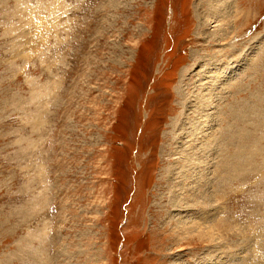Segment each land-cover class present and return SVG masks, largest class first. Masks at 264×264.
I'll return each mask as SVG.
<instances>
[{"label":"rangeland","instance_id":"374dc122","mask_svg":"<svg viewBox=\"0 0 264 264\" xmlns=\"http://www.w3.org/2000/svg\"><path fill=\"white\" fill-rule=\"evenodd\" d=\"M0 264H264V0H0Z\"/></svg>","mask_w":264,"mask_h":264},{"label":"bare ground","instance_id":"6f19581e","mask_svg":"<svg viewBox=\"0 0 264 264\" xmlns=\"http://www.w3.org/2000/svg\"><path fill=\"white\" fill-rule=\"evenodd\" d=\"M223 6V5H222ZM205 70V69H204ZM183 81V80H182ZM200 81V80H199ZM206 91V90H205ZM203 95V94H202ZM207 96H209L208 95V93L206 94ZM212 96V94L207 98V100H203V102L200 104L201 106H198L197 107V110H195V119H193V120H191V118L190 119H188V121H186L187 119V115L186 116H184V120L183 121H181V122H177L176 123V121L174 120L173 121V119H172V121H173V126L174 127H178V123H179V128H177V130L178 131H180L178 134V138L180 139L179 140V143L180 144H182V143H184L183 141L184 140H182L181 139V137H179V136H181V134L182 133H185V135L186 134H188L189 135V133L191 134V135H193V134H199V135H202L203 134V132H204V130H206L205 128H203L202 129V127H201V125H203V124H207V122H208V120L206 119V116L208 115V112L206 111V106L208 107V100H209V98ZM193 98H196V97H193ZM203 99V98H202ZM194 100V99H193ZM197 100V99H196ZM196 103V102H195ZM194 103V104H195ZM209 103H212L211 101L209 102ZM214 104V103H213ZM194 106V105H193ZM195 107H196V105H195ZM194 107V108H195ZM209 108V107H208ZM211 108V107H210ZM196 109V108H195ZM179 119V118H178ZM183 119V118H182ZM190 120V121H189ZM192 121V123H191V129H190V122ZM213 122V121H212ZM187 123H188V127H187ZM194 123H196L195 125H194ZM209 123V122H208ZM171 125V124H170ZM194 125V126H193ZM206 126V125H205ZM189 128V129H188ZM176 130V131H177ZM188 131V132H187ZM190 131V132H189ZM201 131H202V133H201ZM193 132V133H192ZM208 135V134H207ZM205 135H204V138H203V141H204V139H205ZM208 137V136H207ZM185 138V137H184ZM195 139V136H194V138H193V140ZM217 139V138H216ZM193 142V141H192ZM197 143V142H196ZM201 143V142H200ZM205 143V142H204ZM198 144V143H197ZM205 144H207V143H205ZM208 146V145H207ZM195 147H196V145H195ZM195 147H193V148H195ZM197 147H199L198 145H197ZM193 148H191L190 150H192ZM202 150V149H201ZM194 153V152H193ZM198 153H199V151H198ZM197 154V153H196ZM197 156V155H196ZM196 156H195V159H194V157H186L185 155H183L182 156V159H181V161L182 162H180V163H175L177 166H180V169H181V167L182 168H184V170L187 172L188 170H190V173H189V175L191 176H188L187 174H186V172L185 173H183L182 172V170H180V169H177V171L178 170H180L181 171V173H177V171H173L172 169H171V172H173V174H172V176L173 177H175V179L177 180V178L179 179V181L180 182H178L179 184H180V188H179V190L177 189V186H179V184L176 186V185H173L172 187L170 186V193H171V195H172V198L170 199V201L173 203V206H174V204L175 203H177L179 200H178V197L175 195L176 193H177V190L178 191H181V190H183V186H181V182H187V184H190V188H192V187H196V183H197V178L200 176V181H202L203 179V184H205L204 186L206 187H204L205 189H203L201 192H197L198 194H200V195H198L197 194V196H196V192L195 193H193L191 196H193V197H191L194 201H196V199H202L203 198V201H205V200H207V198H208V193L210 194V188L207 186L208 184H210V183H212V181H213V179H211L210 178V180L208 181V178H207V176H205V178H203V175L201 174V171L198 173V171H197V173H194V174H196L195 176L196 177H193L194 175H192L193 173H191V169H193V170H197L198 168H200V167H198V168H196L197 167V165H199L200 163L199 162H196V161H199L198 160V158H197V160H196ZM186 157V158H185ZM209 157H211V156H209ZM209 159V158H208ZM213 159V158H212ZM179 168V167H178ZM213 169V168H212ZM170 173V172H169ZM182 174V175H181ZM216 177V176H215ZM217 178V177H216ZM193 181V182H192ZM191 182L193 183L192 185H191ZM219 183V182H218ZM217 183V184H218ZM210 186V185H209ZM201 187V186H200ZM197 189V188H196ZM169 190V189H168ZM184 192H186L185 190H184ZM187 194V193H186ZM194 194H195V196H194ZM201 194H203V196L201 195ZM170 198V197H169ZM187 199V201L184 203L185 205V207L186 206H188L190 203H192L193 202V200L192 199ZM210 198V197H209ZM199 200V201H200ZM189 201H191V202H189ZM198 202V201H197ZM187 203V204H186ZM194 204H195V202H194ZM210 204V203H209ZM213 208V207H212ZM189 209V208H188ZM187 209V210H188ZM213 210V209H212ZM214 211V210H213ZM179 212V211H178ZM214 214V213H213ZM212 215V214H211Z\"/></svg>","mask_w":264,"mask_h":264}]
</instances>
